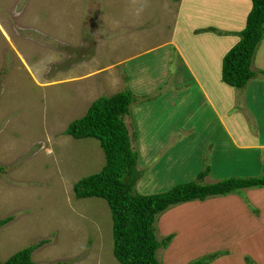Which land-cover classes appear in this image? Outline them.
Masks as SVG:
<instances>
[{"label":"rangeland","instance_id":"374dc122","mask_svg":"<svg viewBox=\"0 0 264 264\" xmlns=\"http://www.w3.org/2000/svg\"><path fill=\"white\" fill-rule=\"evenodd\" d=\"M178 3L0 0V218L12 216L0 226V261L43 240L31 252L35 262L119 264L112 255L111 219L105 200L94 196L76 198L72 190L78 178L101 168L103 152L95 138H73L63 130L97 96L111 95L125 84L134 91L144 87L137 81L140 66L131 59L137 58V49L163 41L165 34L169 35ZM200 6L208 8L202 18L198 16ZM245 8V0H183L180 18L238 26ZM191 10L196 15L187 18L184 13ZM208 44L204 62L212 77L215 58L228 42ZM259 44L255 63L264 66V36ZM173 62L171 54L166 78L173 71ZM253 70L254 80L264 83V74ZM245 88L235 90L237 105L242 106ZM159 90L146 95H157ZM261 95L264 91L255 100L258 107H264ZM202 119L208 122L206 128L200 127L197 118V127L193 125L192 131L175 132L168 138L158 131L142 135L140 143L133 142V149L138 152L136 168L140 175L134 185L138 193L162 192L174 184L194 180L206 163L210 171L204 182L215 181L211 180L215 175L222 176L219 179L229 177L224 175L238 170L236 158L229 154L232 147L214 124V117L207 114ZM131 120L132 114L130 119L125 118L126 124ZM213 142L224 145L218 147L211 164ZM214 197L195 199L194 206L171 215L166 212L172 208L169 207L161 213L166 214L160 216V222L157 218L158 238L173 234L166 247L157 250L161 264H180L195 252L199 256L224 250L219 245H225V241L229 244L232 233L242 235L253 229L255 224L249 225L243 214L236 220L217 216L216 210L231 204L220 203L212 209L221 198L212 207L205 206L204 201ZM239 197L247 202L249 211L253 207L258 212L249 199ZM253 199L263 205L259 223L264 224V198L254 195ZM231 207L236 211V207ZM164 230L170 232L162 233ZM257 231L264 237L260 228L254 229L256 236L249 238L252 244L243 238L238 240L235 250L252 249L264 257V241L258 238ZM175 234L177 239L173 238ZM230 260L224 253L208 264H239Z\"/></svg>","mask_w":264,"mask_h":264},{"label":"crops","instance_id":"0c3cea01","mask_svg":"<svg viewBox=\"0 0 264 264\" xmlns=\"http://www.w3.org/2000/svg\"><path fill=\"white\" fill-rule=\"evenodd\" d=\"M178 2L179 10L171 20L169 35L166 36L167 34H165L166 38L163 41H155L149 46H143L141 50H139L140 48L137 49L135 51L138 52L137 58L131 59L134 60L133 62H137V66H140L138 67L140 70H138L139 80L136 78L138 83L142 86L145 85L141 87V90L137 91L132 90L129 86L130 91L137 95H146L149 92L156 91L158 88L161 89L159 94L154 95L152 99L130 106L136 132V142L140 143L142 135H153L158 131L165 133L167 138L175 132L181 131L182 133H186L192 131L190 128L193 125L197 127V118H200V127L206 128L208 122H204L202 117H207V114H210L214 117V124L219 126L232 147V151L229 153L230 156H234L236 162L239 164L236 172H231L224 176H232L233 174L242 176L260 175L264 172V107H258V102L255 100L258 99V93L264 91V86H262L264 83H262V80H249L245 86L242 106H240V104H236L235 89L220 80L221 57L237 41L238 36L235 32L243 27L245 15L250 8V2L249 0H245V12L240 16L238 26L217 21H192L185 19V17L180 18L183 0H178ZM207 13L208 8L204 6L199 7L198 16L202 18ZM184 15L187 18H192L196 14L191 10L185 11ZM180 19H183V21L181 22ZM205 27H213L215 31H199V29ZM226 41L228 44L215 58L213 75L211 77L207 72L206 63L204 62V57L208 56L209 51V48L206 46L209 45V42L219 43ZM196 46L197 50L195 49ZM259 46L260 44L255 50L251 67L264 70V66L255 63L257 52L261 48ZM171 54L174 61L173 71L166 78L168 72L167 64L170 62ZM140 85L137 86L139 87ZM148 113H150V117H147ZM223 145L215 142L212 143L211 164L218 147ZM21 149L23 151L25 148ZM214 177L211 180H217L222 176L215 175ZM241 192L242 195L232 193L222 195V197L210 198L205 200L204 204H206L205 206H211V204H215L216 199L220 200L222 198L219 202H216L217 205L215 204V207L211 206L212 209L217 208L220 203H230L231 206L236 207V211L230 209L232 208L231 206L229 208L225 207L219 212L216 210L215 214L217 216L233 217L236 220L237 217L243 214L246 216L244 220L249 225L251 223L255 224L253 229L242 235L237 232L232 233L229 238V244L225 241V245H219L224 246V250L228 251L227 254L231 259L230 262L236 260L239 264H243L242 255L248 253L257 263L264 264V257L259 256L252 249L235 250L238 246V240H242L243 238L252 244L249 238L252 239L256 236L254 229L260 228L264 233V224L259 223L263 214V205L258 200L255 202L253 199L254 195H258V199L264 198V187L243 188ZM239 196L249 199L254 204L253 206L258 208L257 214L249 211ZM194 204L193 200L183 202L173 206L166 212L170 211L171 215L173 212L181 210L186 206H194ZM163 214L160 216H164ZM160 216L159 222L163 219ZM161 232L166 234L170 231L164 230V232ZM177 234L179 235L178 232ZM256 234L260 240L264 241V237L258 231ZM173 238L177 239L178 237L175 234ZM196 254L197 252L190 254L186 260L189 257H196Z\"/></svg>","mask_w":264,"mask_h":264},{"label":"trees","instance_id":"16d2710c","mask_svg":"<svg viewBox=\"0 0 264 264\" xmlns=\"http://www.w3.org/2000/svg\"><path fill=\"white\" fill-rule=\"evenodd\" d=\"M249 1L244 25L235 32L238 39L224 52L220 62V80L235 90L245 87L249 80L255 78L251 63L264 35V0ZM199 31L215 29L205 27ZM258 71L264 74V70ZM153 97L136 95L125 84L111 95L97 96L85 112L71 120L63 130L73 138H95L103 152L101 168L78 178L72 190L76 198L94 196L105 200L111 219L112 255L119 264H161L156 256L157 250L165 248L173 234L158 238L155 222L169 207L195 199L239 194L243 188L264 186V172L257 176H229L204 182L210 169L206 163L195 180L174 184L162 192L138 193L134 188L140 175L136 168L138 152L132 146L136 132L132 120L126 124L125 118H131V105ZM251 211L257 214V209L252 207ZM11 218L10 215L0 218V226ZM43 242L40 240L15 251L0 264H45L31 259V252ZM224 253L227 254V250H213L184 264H208ZM242 260L244 264H258L246 254L242 255Z\"/></svg>","mask_w":264,"mask_h":264},{"label":"bare ground","instance_id":"6f19581e","mask_svg":"<svg viewBox=\"0 0 264 264\" xmlns=\"http://www.w3.org/2000/svg\"><path fill=\"white\" fill-rule=\"evenodd\" d=\"M213 61V60H212Z\"/></svg>","mask_w":264,"mask_h":264}]
</instances>
